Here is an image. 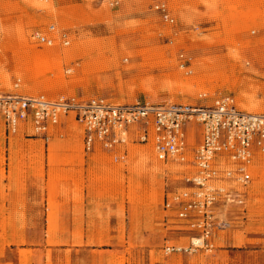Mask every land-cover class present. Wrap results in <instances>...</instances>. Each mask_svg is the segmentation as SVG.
Segmentation results:
<instances>
[{
    "label": "rangeland",
    "instance_id": "1",
    "mask_svg": "<svg viewBox=\"0 0 264 264\" xmlns=\"http://www.w3.org/2000/svg\"><path fill=\"white\" fill-rule=\"evenodd\" d=\"M168 1L174 23L156 0H0V90L114 104L231 97L264 111V0ZM36 56L55 67L36 75ZM31 133L0 130V264H264V163L253 182L233 184L242 203L215 204L211 245L195 247L201 229L165 205L192 190L194 167L158 160L151 143L86 151L71 116L49 140ZM194 135L198 145L199 126Z\"/></svg>",
    "mask_w": 264,
    "mask_h": 264
},
{
    "label": "built area",
    "instance_id": "2",
    "mask_svg": "<svg viewBox=\"0 0 264 264\" xmlns=\"http://www.w3.org/2000/svg\"><path fill=\"white\" fill-rule=\"evenodd\" d=\"M153 9L165 22L174 23L168 0H156ZM35 36L48 45L57 40L43 32ZM64 39L67 44L66 35ZM70 116L83 127L86 151L97 146L111 150L129 141L151 143L158 160L194 167L195 171L186 177L192 190L167 197L165 205L189 220L191 229H201L202 245L205 241L211 245L210 221L215 204L220 199L242 203L244 192L233 184L247 186L254 178L255 165L264 163V112H245L231 97H223L213 106L114 104L103 98L50 100L44 95L25 96L0 90V130L7 137L25 127L32 131L28 136L41 135L49 140L51 128ZM190 123L202 130L201 144L196 147L187 144L186 127ZM230 183L231 188L227 187ZM176 250L181 248L166 247L167 252Z\"/></svg>",
    "mask_w": 264,
    "mask_h": 264
},
{
    "label": "bare ground",
    "instance_id": "3",
    "mask_svg": "<svg viewBox=\"0 0 264 264\" xmlns=\"http://www.w3.org/2000/svg\"><path fill=\"white\" fill-rule=\"evenodd\" d=\"M55 67V65L54 64H52L47 58H45V57H43V56H41V57H35V59H34V61H33V64H32V66L29 68L31 71H34V73L36 74V75H42V74H44V73H46V72H48V71H51L53 68ZM1 78H3V76H2V74L0 73V80H2ZM3 81V80H2ZM5 81H6V83H7V80L5 79ZM47 85L48 86H53V84L52 83H50V84H48L47 83ZM178 86L179 87H188V89H190L191 88V90H192V85L190 84V83H180V84H178ZM127 104H129V103H127ZM215 105V104H214ZM237 106V105H236ZM238 107V106H237ZM240 109V108H239ZM242 110V109H241ZM257 110H260L259 109V107H249V108H247V110H243V111H245V112H249V113H262V112H264V111H262V112H259V111H257ZM72 117V116H71ZM73 118V117H72ZM75 121V120H74ZM199 126V125H198ZM200 127V126H199ZM201 128V127H200ZM201 136H202V130H201ZM201 144V141H200V143L198 144V145H200ZM197 145V146H198ZM153 150H154V148H153ZM143 156H145L147 159L151 156L150 155V150L147 148V149H145L144 150V154H143ZM260 164L262 163V162H259ZM259 163H257L256 165H255V169H256V167L258 166V165H260ZM159 165V162H157L156 160H155V158L153 159V167H157ZM255 173V172H254ZM253 176H254V174H253ZM254 178H255V176H254ZM254 178H253V180H254ZM253 180L251 181V182H253ZM250 182V183H251ZM239 184V183H238ZM228 186H230L229 188H231L232 187V184L230 183V184H227ZM240 185V184H239ZM227 186V187H228ZM193 241L195 242V243H198V244H203V241H202V238H194L193 239Z\"/></svg>",
    "mask_w": 264,
    "mask_h": 264
},
{
    "label": "crops",
    "instance_id": "4",
    "mask_svg": "<svg viewBox=\"0 0 264 264\" xmlns=\"http://www.w3.org/2000/svg\"><path fill=\"white\" fill-rule=\"evenodd\" d=\"M198 127L195 123H190L186 127V136H187V144L189 147H196L197 145L193 143V139L195 138L196 128Z\"/></svg>",
    "mask_w": 264,
    "mask_h": 264
}]
</instances>
